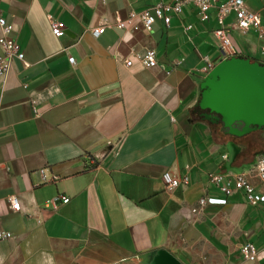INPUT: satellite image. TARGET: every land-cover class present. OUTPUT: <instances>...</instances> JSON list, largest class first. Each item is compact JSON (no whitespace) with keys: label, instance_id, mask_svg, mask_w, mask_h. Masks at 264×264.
<instances>
[{"label":"crops","instance_id":"0c3cea01","mask_svg":"<svg viewBox=\"0 0 264 264\" xmlns=\"http://www.w3.org/2000/svg\"><path fill=\"white\" fill-rule=\"evenodd\" d=\"M155 1L0 0L24 52L0 76V264H257L243 258L245 241L264 253V203L224 195L208 177L246 171L264 192L249 172L263 151L193 109L203 57L222 58L215 14L200 21L186 5L151 31L119 26ZM245 1L264 15V0ZM97 25L104 32L93 36ZM232 40L237 54L264 61L253 30ZM146 48L154 67L140 62ZM164 171L187 182L168 188ZM206 193L226 202L193 211ZM58 194L68 201L54 204Z\"/></svg>","mask_w":264,"mask_h":264},{"label":"built area","instance_id":"2783aa9c","mask_svg":"<svg viewBox=\"0 0 264 264\" xmlns=\"http://www.w3.org/2000/svg\"><path fill=\"white\" fill-rule=\"evenodd\" d=\"M191 5L196 9L200 21H207L212 12L215 14V26L212 28V35L215 39L222 57L237 54L232 33L246 34L253 30L256 37L264 41V15L259 11L251 9L245 0H156L154 4L143 8L142 10L130 9L125 20H118V24L124 27L128 22L134 29L142 28L145 31L154 29L156 20L160 19L165 25L169 24L170 13H178L183 7ZM50 28L55 35H61L65 32L63 23L55 18H50ZM191 24L184 25V30H188ZM13 25L8 19L0 14V45L3 48L0 53V76L6 73L12 57L23 58L24 52L20 49L19 43L12 36ZM104 25L93 26L90 32L93 36H99L104 32ZM264 50V47L262 48ZM141 64L144 67H154L157 65L156 52L153 48H146L138 53ZM70 61L73 60L69 56ZM205 64L203 70H209L214 64L206 56L203 57ZM127 63H131L128 60ZM249 172L264 179V152H259L249 166ZM209 182L214 184L224 195H229L235 190H243L249 203H264V192L255 189L250 181L249 174L246 171H210L208 173ZM162 179L168 188L176 187L179 184L187 182V176H174L169 171L162 173ZM58 199L62 202L68 201V197L58 194L53 197L55 204ZM225 196H213L203 194L198 198V206L192 208L193 211L201 208L204 204L225 203ZM9 203L14 210L21 207L18 196L11 195ZM240 251L246 261H256L257 264H264V253L257 250L251 241H245L240 245Z\"/></svg>","mask_w":264,"mask_h":264},{"label":"water","instance_id":"95a60500","mask_svg":"<svg viewBox=\"0 0 264 264\" xmlns=\"http://www.w3.org/2000/svg\"><path fill=\"white\" fill-rule=\"evenodd\" d=\"M193 109L203 120L242 136L264 130V61L232 54L222 57L199 81Z\"/></svg>","mask_w":264,"mask_h":264},{"label":"trees","instance_id":"16d2710c","mask_svg":"<svg viewBox=\"0 0 264 264\" xmlns=\"http://www.w3.org/2000/svg\"><path fill=\"white\" fill-rule=\"evenodd\" d=\"M239 137L248 138V144L252 146L255 151L264 152V138L255 133V131L249 132Z\"/></svg>","mask_w":264,"mask_h":264},{"label":"rangeland","instance_id":"374dc122","mask_svg":"<svg viewBox=\"0 0 264 264\" xmlns=\"http://www.w3.org/2000/svg\"><path fill=\"white\" fill-rule=\"evenodd\" d=\"M210 58H211V59H214L213 56H212L211 54H210Z\"/></svg>","mask_w":264,"mask_h":264}]
</instances>
